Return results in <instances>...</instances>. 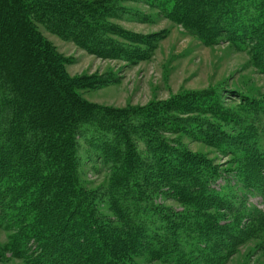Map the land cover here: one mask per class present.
Here are the masks:
<instances>
[{"label":"rangeland","instance_id":"374dc122","mask_svg":"<svg viewBox=\"0 0 264 264\" xmlns=\"http://www.w3.org/2000/svg\"><path fill=\"white\" fill-rule=\"evenodd\" d=\"M70 1L95 11L87 18L102 23L100 32L120 51L93 52L68 31L57 32L52 25L37 28L61 57L78 96L124 115L146 204L181 221L183 228L204 223L219 230V240L226 238L231 245L228 253L218 251L220 264H264V231L253 220L264 215V0H246L256 4L254 20L244 22L253 27L238 35L244 23L228 14L219 19L202 1L193 13L177 16L171 14L174 5L195 0ZM198 10L203 17L207 13V29L192 25ZM51 15L58 13L52 10ZM160 145L172 150V160L159 159L154 151ZM178 149L218 174L210 188L236 202L240 212L213 203L199 209L179 194L162 171L176 160ZM93 150L84 140L76 143L77 180L112 240L114 256L125 264H171L154 260L118 216L107 191L110 176L120 172ZM0 222V264H22L8 248L14 229Z\"/></svg>","mask_w":264,"mask_h":264},{"label":"trees","instance_id":"16d2710c","mask_svg":"<svg viewBox=\"0 0 264 264\" xmlns=\"http://www.w3.org/2000/svg\"><path fill=\"white\" fill-rule=\"evenodd\" d=\"M201 1L219 19L228 14L244 23L255 17L256 4L246 0H195L174 5L171 14L193 13ZM52 10L58 15L52 16ZM200 11L195 16L202 19H192V25L204 30L207 13L203 17ZM94 12L70 0H0V221L14 229L8 248L22 264H125L112 253V240L77 180L76 143L84 140L92 150L98 149L99 155L93 150L96 157L120 172L110 176L107 196L154 260L220 264L218 251L228 253L231 245L226 238L219 240V230L204 223L183 228L181 221L146 204L136 179L140 163L127 141L124 115L83 101L61 57L37 28L52 25L57 32L68 31L93 52L120 51L100 32L102 23L87 18ZM214 18L208 20L211 29ZM243 25L237 35L252 31V25ZM92 44L98 47L92 49ZM160 148L154 151L159 159H171L172 150ZM178 150L176 160H169L162 171L179 194L199 209L213 203L240 212L234 208L236 202L210 188L218 174ZM253 220L264 231V215Z\"/></svg>","mask_w":264,"mask_h":264}]
</instances>
